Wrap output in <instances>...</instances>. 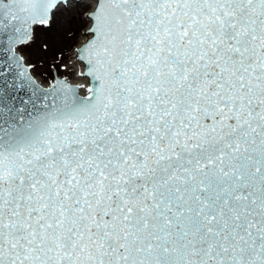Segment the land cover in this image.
I'll list each match as a JSON object with an SVG mask.
<instances>
[{
    "label": "snow or ice",
    "instance_id": "snow-or-ice-1",
    "mask_svg": "<svg viewBox=\"0 0 264 264\" xmlns=\"http://www.w3.org/2000/svg\"><path fill=\"white\" fill-rule=\"evenodd\" d=\"M0 264H264V0H0Z\"/></svg>",
    "mask_w": 264,
    "mask_h": 264
}]
</instances>
